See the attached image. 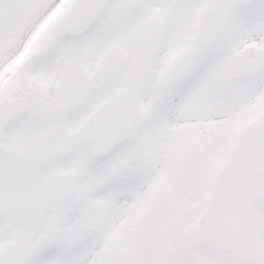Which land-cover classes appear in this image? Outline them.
<instances>
[{"label": "snow or ice", "instance_id": "obj_1", "mask_svg": "<svg viewBox=\"0 0 264 264\" xmlns=\"http://www.w3.org/2000/svg\"><path fill=\"white\" fill-rule=\"evenodd\" d=\"M0 264H264V0H0Z\"/></svg>", "mask_w": 264, "mask_h": 264}]
</instances>
